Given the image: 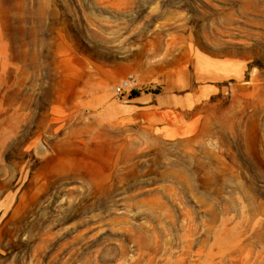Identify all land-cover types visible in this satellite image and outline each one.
Instances as JSON below:
<instances>
[{
  "label": "rangeland",
  "instance_id": "1",
  "mask_svg": "<svg viewBox=\"0 0 264 264\" xmlns=\"http://www.w3.org/2000/svg\"><path fill=\"white\" fill-rule=\"evenodd\" d=\"M0 264H264V0H0Z\"/></svg>",
  "mask_w": 264,
  "mask_h": 264
},
{
  "label": "built area",
  "instance_id": "2",
  "mask_svg": "<svg viewBox=\"0 0 264 264\" xmlns=\"http://www.w3.org/2000/svg\"><path fill=\"white\" fill-rule=\"evenodd\" d=\"M136 88V79L133 75H128L122 79L114 89V93L118 96L123 95L126 92H132Z\"/></svg>",
  "mask_w": 264,
  "mask_h": 264
}]
</instances>
